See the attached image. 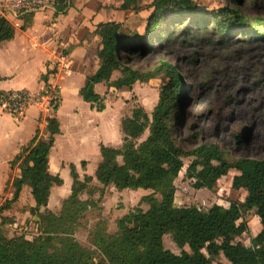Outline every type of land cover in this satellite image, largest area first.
<instances>
[{
    "label": "trees",
    "instance_id": "16d2710c",
    "mask_svg": "<svg viewBox=\"0 0 264 264\" xmlns=\"http://www.w3.org/2000/svg\"><path fill=\"white\" fill-rule=\"evenodd\" d=\"M241 3L242 0H226L224 8L209 13L195 0H153L146 6H142L140 0H124L123 10L133 9L137 13L147 10L150 13L144 34L132 35L127 27L116 22L98 26L96 34L102 46L98 52L100 67L87 78L80 91L92 109L98 112L106 109L104 98L95 91L98 84H106L108 89L132 90L138 83L148 84L164 77L159 101L151 115L139 106L130 117L122 120L123 147L115 149L101 145L102 161L96 172L98 182L105 188L151 191L142 199L149 204V209L137 208L122 217L113 234L108 231L105 221H99L89 233L91 247L83 246L75 233L81 217L95 205L92 200L81 199L87 191L94 193L90 188L93 178L85 176L82 180L76 167L71 165L73 185L70 196L59 214L48 209L52 188L63 184L59 176L49 172L50 151L55 136L60 134L58 119L50 118L46 129L49 140L39 139L37 132L10 162L12 170H20V176L12 181L13 197L0 206V264H213L211 257L216 252L223 253L227 264H264V157L260 160H229L217 144L186 150L179 142L177 132L186 93L179 67L165 60L148 71L129 65L131 56L154 52L174 42L173 29L179 23L183 24L185 33L206 29L211 23L216 25L221 38L242 29L264 39L260 21L251 22L239 10ZM71 5L72 0H58L56 10L66 13ZM33 14H25V20H31ZM14 37V27L0 17V43ZM155 38L160 43L157 48H152L149 45ZM115 72L121 77L112 81ZM47 81L44 74L43 84ZM58 107L59 104L54 110ZM146 133L147 137L142 140ZM186 158L193 159L188 174L196 180L194 188L213 190L220 179L236 171L238 175L233 178L232 188L244 190L247 193L245 201L241 204L231 202L229 207L216 204L208 210L176 206L175 181ZM82 167H86L85 162ZM197 168L200 170L196 173ZM24 187L29 188L35 204L28 210L30 218L33 221L34 217L38 218L34 221L38 236L32 240L24 235L9 238L3 231L8 221L4 213L14 210ZM249 211H255L260 230L249 238V244H245L241 238L250 233L244 220ZM24 212L22 210L21 214ZM166 235H170L181 249L180 254L165 248ZM186 247L193 248L192 253Z\"/></svg>",
    "mask_w": 264,
    "mask_h": 264
},
{
    "label": "rangeland",
    "instance_id": "374dc122",
    "mask_svg": "<svg viewBox=\"0 0 264 264\" xmlns=\"http://www.w3.org/2000/svg\"><path fill=\"white\" fill-rule=\"evenodd\" d=\"M195 1L201 9L209 13H215L226 5V0ZM238 8L251 22L258 19L260 28L264 30V0H242ZM144 25L142 18L136 17L128 27L132 35H143ZM183 27L181 23L174 27L173 32L176 35L174 42L165 44L154 52L147 51L131 56L129 65L140 71H148L156 68L161 60H165L179 67L184 78L186 93L177 132L178 140L186 150L199 145L217 144L229 160L262 159L264 157V39L256 33H248L249 31L242 29L225 34V37L221 38L218 36L216 25L211 23L206 29H194L189 33H185ZM168 29H171V26ZM159 43L160 40L155 38L149 46L157 48ZM115 76L121 77L118 72ZM163 80L164 77L160 76L148 84H137L132 93H124L122 95L124 103L120 107L121 114L128 117L135 108L142 106L151 115L159 101ZM147 135L148 133L142 140ZM183 161L184 168L175 181L176 206H196L208 210L216 204L229 207L231 202L241 204L245 201L247 193L232 188L233 178L238 175L236 171L220 179L213 190H198L194 188L196 180L188 174L193 159L186 158ZM0 167V206H2L8 198L13 197V194L8 193V189L15 177L16 169L5 176L6 169L2 165ZM199 170L200 168H197L196 173ZM3 188L6 191L2 198ZM90 188L94 193L90 194L87 191L81 199L92 200L95 205L81 217L75 233V238L85 247H91L89 233L99 221H105L108 231L113 234L117 231V222L122 217L137 208L144 211L149 209V204L142 201L144 197L140 194H135L130 203L125 199L117 202L107 197L105 207L102 201L105 190H97L92 186ZM97 191L101 193L95 194ZM130 191L133 190L126 192ZM137 191L144 192V190ZM157 198L160 199V196L157 195ZM12 214L13 210L4 213L8 216V221L3 226L7 237L24 235L32 240L38 236V228L32 218L23 217L19 222L17 220L19 214L14 213L15 217H11ZM244 220L249 225L250 233L244 235L241 240L249 244V238L254 237L260 230V221L255 211L247 212ZM164 246L175 254L181 253V249L176 246L170 235L164 237ZM186 250L192 253L193 248L186 247ZM211 258L213 264L228 263L222 252L214 253Z\"/></svg>",
    "mask_w": 264,
    "mask_h": 264
},
{
    "label": "crops",
    "instance_id": "0c3cea01",
    "mask_svg": "<svg viewBox=\"0 0 264 264\" xmlns=\"http://www.w3.org/2000/svg\"><path fill=\"white\" fill-rule=\"evenodd\" d=\"M16 1L26 0H0V3ZM45 1L48 7L35 12L28 22L25 15L13 16L0 10V17L2 14L15 30L13 40L0 43V96L23 90L34 93L42 91V78L48 65L62 53L70 56V67L57 82L61 87V100L56 111L47 109L46 105L33 106L23 118H14L0 109V166L6 169L5 176L12 171L10 162L22 147L34 139L37 132L39 139L49 140L47 120L56 117L60 124V134L55 136L50 151L49 172L53 176H59L63 184L52 188L48 204L50 211L59 214L64 201L71 194V165L76 167L82 180L85 176L93 178L90 186L105 190L102 200L105 207L107 197L117 202L125 199L130 203L135 194L143 195L142 197L150 195L151 191L145 190L126 192L127 190L118 191L115 187L105 188L96 178L102 161L101 145L115 149L123 147L122 120L126 116L120 111L124 103L122 95L132 93L134 88L117 90L108 89L106 84L96 85V93L105 100L106 109L103 112L92 109L80 95L87 78L93 76L100 67L98 52L102 46L96 34L98 26L116 22L129 29L130 22L141 17L145 30L150 13L147 10L139 13L133 9L123 10L124 0H72L66 13H58V0ZM152 1L140 0L142 6ZM26 23L29 25L25 28ZM115 73L112 81L120 77L116 78ZM82 162L86 163L85 168L82 167ZM19 176L20 170L16 169L15 177ZM5 191L3 188L2 198ZM8 193H14L12 184ZM97 193L101 192L97 191L95 194ZM34 206L29 188L24 187L12 215L19 214L17 220L20 222L23 216L31 217L28 210ZM22 210H25L24 214H21ZM34 221L38 220L34 217Z\"/></svg>",
    "mask_w": 264,
    "mask_h": 264
},
{
    "label": "built area",
    "instance_id": "2783aa9c",
    "mask_svg": "<svg viewBox=\"0 0 264 264\" xmlns=\"http://www.w3.org/2000/svg\"><path fill=\"white\" fill-rule=\"evenodd\" d=\"M48 7L45 0H26L0 3V10L13 16L35 13ZM2 17V14H1ZM70 67V56L62 53L54 62L48 65L46 75L48 81L44 89L34 93L30 91L9 92L0 96V109L14 118H23L33 106H44L54 110L61 100V87L57 83L62 73Z\"/></svg>",
    "mask_w": 264,
    "mask_h": 264
},
{
    "label": "water",
    "instance_id": "95a60500",
    "mask_svg": "<svg viewBox=\"0 0 264 264\" xmlns=\"http://www.w3.org/2000/svg\"><path fill=\"white\" fill-rule=\"evenodd\" d=\"M35 220L37 221V220H38V218H37V217H35ZM37 228H38V226H37Z\"/></svg>",
    "mask_w": 264,
    "mask_h": 264
}]
</instances>
